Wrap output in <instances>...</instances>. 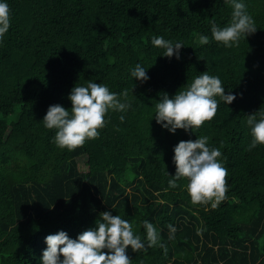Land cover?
<instances>
[{"label":"trees","instance_id":"obj_1","mask_svg":"<svg viewBox=\"0 0 264 264\" xmlns=\"http://www.w3.org/2000/svg\"><path fill=\"white\" fill-rule=\"evenodd\" d=\"M244 2L257 31L229 48L211 35L213 22L231 21L224 0H8L12 22L0 45V264H41L46 236L63 230L75 239L104 211L134 220L142 238L144 220L160 231L166 250L129 246L132 264H264V145L249 150L247 124L264 109V0ZM153 36L181 41L180 58L162 56ZM138 63L148 69L145 83L131 76ZM205 72L236 99L227 105L217 97L215 117L196 132L163 129L154 118L161 95L171 98ZM88 80L131 107L110 110L98 137L60 148L42 120L51 105L70 110L71 89ZM198 136L221 149L228 170V191L215 208L191 200L187 178L169 183L174 147Z\"/></svg>","mask_w":264,"mask_h":264},{"label":"clouds","instance_id":"obj_2","mask_svg":"<svg viewBox=\"0 0 264 264\" xmlns=\"http://www.w3.org/2000/svg\"><path fill=\"white\" fill-rule=\"evenodd\" d=\"M224 2L232 8L231 21L224 27L213 22L211 35L212 39L230 48L254 34L257 27L244 0ZM11 22L12 12L8 0H0V45L9 32ZM199 42L207 45L209 37L200 34ZM151 44L164 50L162 56H175L177 59L180 58V50L185 47L181 41L162 36H153ZM147 70L138 63L131 70V76L145 83L150 79ZM181 89L171 98L166 93L162 94L155 105L156 123L172 134L178 129L196 132L205 121L215 117L219 101L230 105L236 99L232 92H225L218 76L207 72L195 76L190 84L187 83ZM119 96L106 84L88 80L86 84L71 89L68 97L72 104L70 110L60 104L49 106L43 124L47 129L56 130L53 142L58 147L72 150L100 135L99 129L105 126V118L110 110L125 112L131 107L129 103L121 102ZM247 124L252 136L249 150L264 145V109L248 115ZM173 151L176 172L169 183L174 186L177 180L187 178L191 200L194 203L212 201V207L215 208L228 191V170L224 166L221 149L210 146L207 136H198L195 141H180ZM133 224L134 220L129 221L104 211L94 227L83 231L75 239L63 230L50 234L45 238L47 247L42 253L41 264H132L126 251L129 246L134 252L146 251L152 246L166 250L160 240V231L153 223L142 221L146 234L144 238L134 232ZM168 229L171 239L176 228L169 224Z\"/></svg>","mask_w":264,"mask_h":264},{"label":"rangeland","instance_id":"obj_3","mask_svg":"<svg viewBox=\"0 0 264 264\" xmlns=\"http://www.w3.org/2000/svg\"><path fill=\"white\" fill-rule=\"evenodd\" d=\"M81 170H86V166L83 165V166L81 167Z\"/></svg>","mask_w":264,"mask_h":264}]
</instances>
